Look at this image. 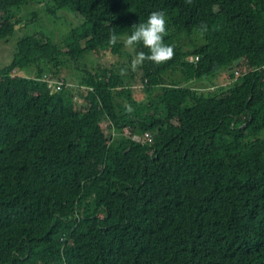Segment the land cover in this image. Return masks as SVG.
I'll use <instances>...</instances> for the list:
<instances>
[{
	"label": "trees",
	"instance_id": "obj_1",
	"mask_svg": "<svg viewBox=\"0 0 264 264\" xmlns=\"http://www.w3.org/2000/svg\"><path fill=\"white\" fill-rule=\"evenodd\" d=\"M152 11L168 60L38 82L122 57ZM0 264H264V0H0Z\"/></svg>",
	"mask_w": 264,
	"mask_h": 264
},
{
	"label": "rangeland",
	"instance_id": "obj_2",
	"mask_svg": "<svg viewBox=\"0 0 264 264\" xmlns=\"http://www.w3.org/2000/svg\"><path fill=\"white\" fill-rule=\"evenodd\" d=\"M35 9H40V6H36ZM60 17L61 19H50L45 16L43 19L44 23L41 22V24L42 25L45 24L49 27V30L51 32V38L55 40L58 47L66 54L69 51V49H67V43L69 42L71 30L80 26L83 21L81 19L80 21L79 20L75 21V16L71 13L70 14L62 13ZM65 20H68L70 23L66 24ZM45 28L47 29V27ZM39 30L40 29H35V30L30 31V33L34 34L38 32ZM20 35L22 37L24 33H21ZM1 47L7 48L8 50L13 51L12 52L13 55H11V62H12V60L14 59V55L16 54L18 50L17 42L13 41L12 43H9V44H3ZM132 55H135L134 48L132 46L127 45L123 56L118 59H112L111 57L109 58L108 56H104V55H103V59H101L99 56L93 54V55H87L85 60L80 62V64H78L76 61L68 58L64 60L66 63V67L58 66V69L60 68V70H64L63 76L57 77L56 75H52L53 80L56 82L57 85H60L61 87H63V89L64 88L76 89L79 86L78 79L80 78V76L81 77L83 76L82 72H85V71L90 72V71H93L94 69H100V67L111 68L114 63L113 60H115L116 62H119L120 65L127 64L128 67H130L131 69H134L132 65V61L129 60V57ZM63 59L64 58H62V60ZM137 62L139 63L140 60H137ZM50 78H51V74L48 71L47 74H44V76L38 82H41L42 80H48ZM129 80L132 81V79L130 78ZM195 83H198V82L196 81ZM135 86L131 89V91L133 92L136 91L137 87ZM197 88L211 89L213 88V86L210 83L200 82ZM82 104L83 102L81 103V105ZM151 134L153 135V133ZM152 139H154V135Z\"/></svg>",
	"mask_w": 264,
	"mask_h": 264
},
{
	"label": "clouds",
	"instance_id": "obj_3",
	"mask_svg": "<svg viewBox=\"0 0 264 264\" xmlns=\"http://www.w3.org/2000/svg\"><path fill=\"white\" fill-rule=\"evenodd\" d=\"M206 28L205 22L201 21V31H204ZM166 31V17L163 11H152L148 14L147 19L139 24L133 26V30L126 38V44L129 46L135 45L136 43H142L145 47L149 49L147 59L155 63H161L168 60L173 55L172 46L165 44L163 42V35ZM118 39L115 33L110 34L109 42L115 43ZM140 58H145V53L140 52ZM235 73V71H234ZM231 72V74H234ZM18 76V71L16 70L13 74V77ZM49 81L55 82L52 80V77L48 79ZM129 129V128H126ZM130 130V129H129ZM131 135H133L130 130ZM124 135L129 137L131 135H126V130ZM146 137L153 138V135L149 132L146 133ZM138 141H142L143 137L136 136Z\"/></svg>",
	"mask_w": 264,
	"mask_h": 264
},
{
	"label": "built area",
	"instance_id": "obj_4",
	"mask_svg": "<svg viewBox=\"0 0 264 264\" xmlns=\"http://www.w3.org/2000/svg\"><path fill=\"white\" fill-rule=\"evenodd\" d=\"M49 81V80H48ZM50 88L54 93H60L63 91V87L60 85H57L55 82L49 81ZM126 135H131V132L129 129H126ZM137 139V138H136Z\"/></svg>",
	"mask_w": 264,
	"mask_h": 264
},
{
	"label": "water",
	"instance_id": "obj_5",
	"mask_svg": "<svg viewBox=\"0 0 264 264\" xmlns=\"http://www.w3.org/2000/svg\"><path fill=\"white\" fill-rule=\"evenodd\" d=\"M232 70H234V68H232ZM232 73H234V71H232Z\"/></svg>",
	"mask_w": 264,
	"mask_h": 264
}]
</instances>
